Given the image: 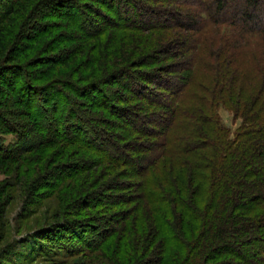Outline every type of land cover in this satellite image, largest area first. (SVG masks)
Listing matches in <instances>:
<instances>
[{
    "label": "trees",
    "instance_id": "trees-1",
    "mask_svg": "<svg viewBox=\"0 0 264 264\" xmlns=\"http://www.w3.org/2000/svg\"><path fill=\"white\" fill-rule=\"evenodd\" d=\"M242 3L7 0L0 94L7 85L12 93L0 99V133L17 140L10 147L0 141V162L30 164L17 179L27 207L43 204L30 197L35 190L57 193L43 225L19 240L32 251L24 256L55 260L63 248L70 257L98 252L107 264H264V20L262 0ZM88 7L113 22L99 26ZM54 10L74 21L35 22ZM134 16L141 24H126ZM162 16L168 19L155 23ZM68 21L72 34L62 30ZM29 28L37 32L27 38ZM77 31L83 45L72 37ZM173 58L186 63L179 81L158 72ZM112 84L144 103V119L113 103L104 88ZM88 96L103 111L86 112ZM220 107L242 120L234 139ZM7 187H0L3 206ZM8 234L0 264L17 252L19 238ZM71 240L79 249L68 248Z\"/></svg>",
    "mask_w": 264,
    "mask_h": 264
},
{
    "label": "rangeland",
    "instance_id": "rangeland-1",
    "mask_svg": "<svg viewBox=\"0 0 264 264\" xmlns=\"http://www.w3.org/2000/svg\"><path fill=\"white\" fill-rule=\"evenodd\" d=\"M149 1L153 4V0H149ZM6 2H7V0H0V14L5 10ZM242 2H244V0H240L241 5L243 4ZM86 3H88V2H86ZM89 3H91L89 6H95L96 5L95 6L96 10L101 12L102 15L107 14L112 19H115L117 24L118 23L124 24L125 20L122 21L123 19H120L117 14H112L111 12H108V10H106V8H104L101 4H99V3L93 4L91 1H89ZM154 4L157 5L156 1L154 2ZM260 6H262V8L259 10V13H260L259 16L263 17V20H264V0H262V3L260 4ZM241 8L242 7L238 4L237 7H235V11L233 8H231V10L236 13V12H239L241 10ZM96 10L88 7V9H86V12L88 13L87 15L93 16L96 19V21L98 22V25L100 24L99 26L106 28L105 26L107 25V23L112 21V20L108 19V21L107 20L103 21L102 16H100L101 14L98 13ZM53 12H56V13H51V11H42V13H39L37 15L35 22L37 24H40V25H43V24L48 25L50 23L51 19H53L52 18V17H54L53 15H55V18L60 17L59 20H61L62 18H68L71 21H74L73 17L64 14L63 11H61L62 13L61 12L58 13L57 10H54ZM166 17L167 16H162V17H160L159 20H156L155 18H152V19L157 21V22L154 21L155 23L160 24L165 19H168ZM141 22L142 21L140 20V18H137L135 16L128 19V21L126 20V24L131 25V26H138L141 24ZM157 24H153V25H157ZM61 25H63L62 30L67 31L69 33H71V31L74 32V29H76L75 27H73L74 25L70 21L65 22V23H61ZM35 32H37V30L35 31L34 28H29L27 30V38H30L29 36ZM144 32H145V34H147V32H149V30H144ZM86 33L88 34V31ZM71 36H70V38H71ZM72 37H74V40L76 41V44H78V46L83 45V41H87L85 35H82V33H80L79 31H77L75 33V35H73ZM77 38H79V40H76ZM24 40L27 41V39H24ZM80 40H83L82 43H80ZM70 44L71 43L69 42L67 45H70ZM263 55H264V53H263ZM160 62H162V61H160ZM174 62H176L174 58L171 60H168V61H163V63L160 64L162 66H158V68H160V70H161V71L158 70V72H162L164 74L166 73L167 77H175L174 78L175 81H179L178 75H180V74H178L179 72H177V70L182 65H186V63L182 62V63L178 64V62H177L175 64ZM152 63H155V62H152ZM161 67H168L169 70L161 68ZM183 68H184V66H183ZM181 71L182 70H180V72ZM5 88H6V94H4V95L0 94V99L4 98V96L9 94L10 92L12 93V87L7 85V87H5ZM104 88L107 92H109L114 104L119 105V106L123 105V106H125V108H132L134 115L141 116L142 119L145 118L144 111H146V108L142 107L144 105V103L139 102V101H138L139 102L138 103L137 98H135V97L130 98L129 96H131L132 92L129 88H127L125 86L117 85V84L108 85V86H105ZM125 96L128 98V101L126 103L124 102ZM88 97L89 98L83 99L84 105H86V107L83 106L82 108L83 109H86V108L90 109V110L87 109L86 112H89L92 115V111H94V113H96V112L100 113L101 111H103L100 106H95L96 102L94 100L89 101L91 97L90 96H88ZM127 105H129V106L126 107ZM218 110H219L218 111L219 117L221 118L223 124L226 125V127L230 131V138L234 139L236 134H237V131L239 130V128L241 126L242 120L240 118H236L234 112H232L231 110H229L226 107H220ZM123 117H128V116L125 115ZM124 121L125 120L122 119L123 123H125ZM153 124H149V125H153ZM125 127L127 128L128 132L131 131L132 128H134L129 123H126ZM129 127H130V129H129ZM0 134H1V137H0L1 143L8 146V147H10V145L13 146L14 142H16V140H17V136L15 134H8L5 131H3ZM29 165L30 164H27L25 161L24 162H18V161L0 162V187L5 188V187H7L8 183L10 185L12 184L10 187L8 186L5 189V192H3V194L1 195V197H3L4 199L7 197L6 198L7 205L3 206V203L2 202L0 203V206L2 209V210H0V213L4 214L3 217H5L4 220L1 221V225L4 222V226L2 225L3 232H2V237L0 236V248L6 247L8 240L7 241H3V240H4L5 236L8 237V235H9L8 233H10V235H12V240L15 237L19 238L17 243L14 244L15 248L17 249L15 251H17V252L14 253V256L11 257V260H10L11 262H8L6 264H107V262L102 257L98 256L99 255L98 252L97 253H95V252L89 253V251H86V250H84V252L86 254H84V252L79 251V252H81L80 254L74 255L73 257H70L66 253L65 249L58 248V252L60 254L55 257V260H53V258L49 257V256L45 257V254H41L42 256L38 255L36 252H34L35 253V254H33L34 256L29 254L31 258L24 256V255H26V253H30L32 251H30V250L28 251V249L25 246L21 247L19 240L21 238L25 237L26 233L28 231H33L34 229L41 227V225H43L46 218H48L47 215H50V213H48V214L46 213L47 208H48V206H52V204L55 203L57 193L55 191L56 194L52 193L49 196L43 195V194L49 193L50 192L49 190H51L53 188V186L47 187L46 185H48V184L53 185L55 183H58L56 178L51 179V180H47L44 183V185L46 186L45 188L35 190L34 192H32V194L30 196L31 198L33 197L34 201H41V203H43V204H41L40 207L39 206L38 207H33V206L27 207V205H26V197H27L26 192L25 193L17 192V190H20L19 189L20 183L17 179L19 177L21 178L24 176L23 173L26 170L24 167H28ZM72 171H74L73 168L70 170V172H72ZM113 195H116V194H113ZM104 210H105V208H103V207H99V209L97 210L101 216L100 217L101 220L103 219L102 216L105 213ZM97 211H95V213H97ZM81 219L84 220L83 218H81ZM106 221L109 223L108 220H106ZM96 225H100V224L96 223ZM112 227H114V226H112ZM88 232H89V234L93 235L92 231L88 230ZM9 242H10V240H9ZM59 245H58V247H59ZM67 246H69L68 248H71V249H73V248L79 249L78 247H80V243L75 241V240H71L70 242L67 243ZM22 253H24V254H22ZM20 254H22L21 258H18L17 256H15V255H20Z\"/></svg>",
    "mask_w": 264,
    "mask_h": 264
}]
</instances>
